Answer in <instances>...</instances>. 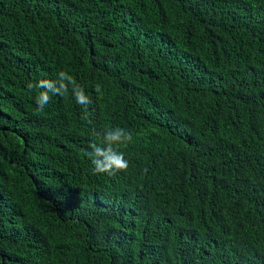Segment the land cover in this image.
<instances>
[{
	"label": "trees",
	"instance_id": "16d2710c",
	"mask_svg": "<svg viewBox=\"0 0 264 264\" xmlns=\"http://www.w3.org/2000/svg\"><path fill=\"white\" fill-rule=\"evenodd\" d=\"M0 264H264V0H0Z\"/></svg>",
	"mask_w": 264,
	"mask_h": 264
},
{
	"label": "clouds",
	"instance_id": "9594fccd",
	"mask_svg": "<svg viewBox=\"0 0 264 264\" xmlns=\"http://www.w3.org/2000/svg\"><path fill=\"white\" fill-rule=\"evenodd\" d=\"M29 91L38 89L35 103L38 111H43L51 102L53 96L64 97L71 92L76 104L82 106L85 112L92 103L83 86L69 72L60 70L55 74V79H39L36 82H28ZM100 91L99 87L96 89ZM132 133L123 127H106L102 134V143L90 144V150L86 152L93 166L95 174L115 175L117 172L126 171L129 161L122 150L132 141Z\"/></svg>",
	"mask_w": 264,
	"mask_h": 264
}]
</instances>
